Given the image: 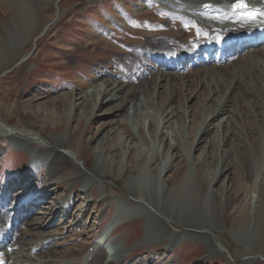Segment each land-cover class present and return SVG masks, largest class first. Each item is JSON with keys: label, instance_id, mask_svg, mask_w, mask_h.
<instances>
[{"label": "rangeland", "instance_id": "374dc122", "mask_svg": "<svg viewBox=\"0 0 264 264\" xmlns=\"http://www.w3.org/2000/svg\"><path fill=\"white\" fill-rule=\"evenodd\" d=\"M42 1L0 0V45L11 40L17 29L21 34L20 30L28 32L31 27L37 40L36 44L28 43L21 55L6 49L12 59L9 57L5 74L0 70V186L20 182L9 193L14 197L24 195L34 185L32 191L39 190V195L50 193L53 198L49 204L52 208L47 204L46 210L51 212L54 205L58 206L54 200L57 198L65 212L55 209L49 215L44 210L49 218L46 223H51L43 229L49 235L43 240L49 245L44 255L37 256L34 251L24 260L11 262L84 264L89 252L97 247L103 260L104 255L121 246L127 250L130 264H246L250 258L261 262L253 264H264V257L256 253L264 250V60L258 61L261 68L256 67L257 87L248 83L240 92L233 85L220 89L221 84L225 85L221 82L229 83L232 78L203 74L193 79V86L179 85V91L169 86L158 95L150 94L129 121L133 138L120 127L122 116L114 120L112 127L118 130L100 150L96 148L97 140L91 137L103 123L96 116L102 115L106 107L81 118V108L70 112L59 106L57 109H61L60 113L66 111V116L57 122L52 116L43 119L37 113L41 104L71 93L94 95L99 90V80L107 71H113L116 54H128L137 44L145 48L148 38L160 34L150 32L154 36L149 37L148 28L168 29L172 39L157 37L165 42H153L156 49L159 46L168 51L204 37L195 28L185 39L183 32L173 37L178 21H169L166 12L157 14L162 0H151L145 8L142 0H59L56 5ZM146 14L149 15L144 18ZM219 24L220 29L226 28ZM21 57L27 60L22 62ZM138 75L136 72L131 76ZM154 75L161 76L154 72L150 78L136 81H150ZM235 76L237 72L232 77ZM213 77L219 83L215 84ZM132 82L135 84V79ZM109 84L105 87L110 88ZM37 99L41 100L35 103ZM49 107L41 111L51 110ZM129 110L125 115L129 113L131 117ZM170 111L185 118H166ZM5 128L21 135L34 133L36 143L41 145L50 139L65 140L66 148L79 158L72 159L74 165L97 164L103 177L94 178L91 195L85 192V182L71 188L68 181H61L62 177L51 170V160L42 166L41 160L32 159L30 145L26 148L20 140L10 145L3 135ZM222 158L235 166L228 173L220 170ZM69 171L62 173L68 175ZM135 194L149 197L170 214L173 235L179 234L187 222L210 227L218 237L217 249L221 253L214 255L203 243L187 238L169 252L164 250L166 242L135 247L149 230L148 217H139L141 211L131 204ZM39 209L34 207L32 215H37ZM111 226L115 228L113 235L109 233ZM21 230L19 233L28 239L41 238L38 231L27 227ZM100 233L109 234L107 240L115 244H100ZM68 251L78 254L69 255ZM207 255L214 257L204 259ZM0 264H5L4 259L0 258Z\"/></svg>", "mask_w": 264, "mask_h": 264}, {"label": "bare ground", "instance_id": "6f19581e", "mask_svg": "<svg viewBox=\"0 0 264 264\" xmlns=\"http://www.w3.org/2000/svg\"><path fill=\"white\" fill-rule=\"evenodd\" d=\"M142 1H144V3ZM142 1L141 3L145 8L147 7V3L151 0ZM246 1L247 2H245V6L248 8H254L257 6L263 7L262 1L264 0ZM42 2L45 4L56 5L55 3L58 2V0H44ZM237 2H240V0H162L160 7H157V14H163L166 12L169 16V21H178V23H175L177 30L173 32V37L178 34L180 35V32H183L181 35L185 39L186 36L191 35L189 30L195 28L196 31L200 32V35H202L204 38H198L194 40L192 39L186 44L181 43L177 45V48L173 51H168L165 49L162 50L159 46L157 47L158 49H156V46L153 47V42L162 44L165 42L164 38L172 39V34L169 35L167 33L168 29H163L161 31L158 30L157 27H154L152 31L151 28H148L146 32L147 36H154L151 35L150 32L156 31H159L160 34L157 36V33H155V37H153V39L148 38L146 44L147 46L145 48L142 47L143 49L140 48L141 46H138L139 44H137L135 49L130 51L128 54H116L114 63L112 64L113 71H107L102 79L99 80L100 82H98L97 85L99 90L94 95L84 94L83 96H77L76 93H71L68 95L66 94V96L62 95L59 96L56 101H50L41 104V107H39L37 113L43 115V119L45 116H52L57 122H59L61 118L64 119L66 116V111H62V113H60L59 110L61 109H57L59 106L62 107L63 110H70V112H78L77 110L81 108L80 110L83 113L80 116L81 118L87 115L90 111L93 112L98 109V111H100L106 107L102 115L96 116V118L103 120V123L101 125L99 124L100 126L96 128V131L92 133L91 137V139L97 140L96 148L101 150V148L106 146V143L109 142V137L115 134V132L118 130V128L116 130L112 127L114 120L119 119L120 117L122 118V116L124 119L120 121V127L122 126L125 134L128 133L129 137L133 138L132 133H130L129 121L136 117L138 113L137 111L139 110V107L144 104L145 98H148L150 94H160V90L165 87L170 88L169 86H171L175 91H179V85L180 88L186 84L193 86V79L203 74L208 76L209 74H214V76L217 74H222V76L228 75L231 77L232 79L229 81V83L221 82L223 85H225L222 86L221 84L220 89H222V87H226L227 85H233L236 92H240L243 90L242 86L247 85L248 83L254 84V86L257 87L259 72L256 67L261 66L258 64L259 60H264V41L261 40V33H264V15L245 18L243 14L244 9L242 6L238 10L231 7V5H234ZM204 5L205 7L212 8L213 11L220 9L222 11L225 10L227 11V14L214 20L212 14L208 13L204 19L200 20L197 16L201 15L205 11ZM148 15L149 14H146L144 18L148 17ZM169 21L166 20L165 22L169 23ZM204 22L208 23V25H205ZM218 23L226 28L224 30L220 29L221 27L217 25ZM231 24L233 26L232 28H230ZM166 26L168 28V25ZM185 31H189V33L184 34ZM244 31L252 33L251 36H249L244 41L239 38L235 42L232 51H230L228 49L229 46L225 41V37L231 38L233 35H236V33ZM20 32L22 33L20 34L19 30L17 29L14 33V36L12 37L11 35V40H6V46L0 45L1 73L4 72L5 74V72L8 70L9 67L7 63L9 62V55H11V53L14 54L15 52L20 54V52L24 50L28 43L36 44L37 42L35 38V32L32 27L30 30H28V32L27 30L26 32L20 30ZM157 37H162L164 42H162L161 39L156 40ZM238 42H240L239 46L237 45ZM6 49H10V52H13L7 53L5 52ZM149 49H151L150 54ZM143 51L145 53H143ZM152 53H154L153 56ZM19 60L22 61L24 59L21 57ZM136 72H138L139 75L134 76L133 78L131 75H134ZM154 72H159L161 76L157 77L154 75V78L150 81H145L143 79L142 83H140V80L139 84L136 81L143 77L150 78ZM230 72H237L238 76L232 77L234 73L232 74ZM134 79L135 84L132 82ZM213 79L215 84L219 83L215 77H213ZM108 82H110V88L105 87L106 83ZM189 96H193V94H190ZM39 100L41 99H37V101L35 100L34 102L36 103ZM187 100L190 101V98H187ZM79 101L81 102L79 103ZM54 102H56L58 106L55 105ZM83 103L86 104L85 107L82 106ZM46 106H50L49 108H51L52 111H41ZM127 108H130L129 112L131 111V117L127 116L129 113L125 115ZM4 110H6V108ZM78 115L80 114L78 113ZM170 116L172 118H181V120L182 118H185V115L182 117L176 113H173L172 111L166 114V118ZM3 121L6 122L5 119ZM5 127L7 128V126ZM6 128L4 129L5 134L3 135H5L8 140H10V145L17 144L19 140L26 148H28V145H30L28 151L31 153L32 159L34 161L41 160L40 164L45 166L48 160H51L49 166L57 168L56 170L53 168L51 170L59 177H62L61 181H68V184L71 188L77 186L78 183L85 182V192L87 191L91 195L92 187L95 184L94 178L102 176L103 174L101 173L103 171H101V168L98 167L97 164L89 166L87 163L81 161L85 169L89 171V173H86L85 170L80 167V165H74L72 159L74 158L75 160L79 161V158L76 156L77 154L72 153L73 151L71 152L66 148L68 146V142H63L65 140L50 139L45 145H41L40 142L39 144L36 143V136L33 135L34 133L32 135L22 133L23 135H21L17 132H11L8 129L6 130ZM60 150H64V153ZM177 151L179 150L177 149L176 152ZM1 152L4 153L3 151ZM180 153L181 152H178V155ZM221 160V172L228 173L232 167H235L234 165H231V160L228 164L227 158H222ZM225 164H227V166H225ZM66 169L70 170V174L66 175L62 173ZM66 177L68 178L66 179ZM172 179L174 178L172 177ZM171 181L172 180L169 179V184ZM17 184H20V182L16 184L8 183L6 186H0V196H5L4 198L0 199V258L2 260L4 259L5 264H13L11 260H24L27 254H30V252L33 253L34 251H36L37 254L35 253V255L37 256L40 254L44 255V253L47 252V248L49 246L43 242V240L49 236L46 235L47 232H45L43 229H48L51 225L50 222L46 223L47 219L49 218H47L48 213L46 214L44 212V210L46 212L48 211L45 209L47 204L50 206L49 204L52 203L50 202V200L53 199L51 194L46 193L39 195V190L32 191L34 190V185H32L29 188V192L23 193L24 195L17 194L16 196L12 197L9 195V193L12 192L13 188L16 187ZM166 184H168V182ZM15 190L16 189H14V191ZM133 198L135 199V202H131L132 206L134 208H138V210L141 211V213L138 211L140 213L139 217H148L147 223L149 224V230L144 234L142 240H140V242H138L135 247L138 245H149L153 243L160 244L162 242H166L164 250L169 252L173 245H176L187 238L189 240H195L196 242L203 243L206 247L210 248V252H212L214 255L221 253L217 249V246L219 245L218 237H216L215 232L210 227L205 225L198 226L196 223L193 224L187 222L185 223V226L182 227L183 230H181L179 234L173 235V230H171L170 227L173 226L174 221L170 217V214H165L162 208H159L157 203L147 196L141 197L140 195L137 196L135 194ZM54 200H56L55 203H57L58 206L54 205L52 211H48L49 215H51L53 212L55 213V209L61 212V214L62 212H65L64 210L61 211L62 208H64V205L59 204V200L57 198ZM7 202H10V204L4 207ZM37 206L40 208L38 210V214L32 215L33 208ZM149 207L153 208L154 212L153 209L151 210ZM50 208H52V206H50L49 209ZM44 219H46L45 222ZM132 219L133 217L127 218L124 221L127 222ZM22 227H27L31 231H38V234L41 236V238H31L32 240L28 239L27 236H25L26 234L23 235L24 233H19ZM112 228L113 227L111 226V229ZM114 229L115 228L109 232H112L111 235H113ZM109 241L113 243V240L109 239ZM113 244H115V242ZM97 245L99 244L97 243ZM93 250L88 254V258L90 257V259H87L88 261L84 264H130L128 263V258L126 257L127 250H123L121 246L117 247L111 254L109 253V255H104L103 260H100V248L97 247L95 251ZM78 251H68L67 254H78ZM256 253L264 257V250L257 251ZM210 257L214 256L207 255L204 257V259H209ZM255 261L260 262V260L256 258H250L247 259L246 264H253ZM148 262L149 261H142L140 264H150V262Z\"/></svg>", "mask_w": 264, "mask_h": 264}]
</instances>
